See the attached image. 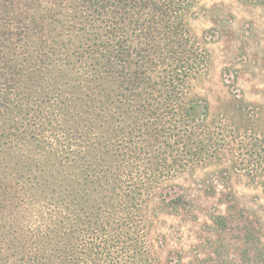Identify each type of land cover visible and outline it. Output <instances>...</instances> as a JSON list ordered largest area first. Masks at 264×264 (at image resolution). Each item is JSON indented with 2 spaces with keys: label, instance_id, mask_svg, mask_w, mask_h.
I'll list each match as a JSON object with an SVG mask.
<instances>
[{
  "label": "trees",
  "instance_id": "1",
  "mask_svg": "<svg viewBox=\"0 0 264 264\" xmlns=\"http://www.w3.org/2000/svg\"><path fill=\"white\" fill-rule=\"evenodd\" d=\"M200 1L0 0V264H186L159 253L150 203L192 213L179 181L199 172L264 186V107L195 92ZM214 196L187 264H264L262 215Z\"/></svg>",
  "mask_w": 264,
  "mask_h": 264
},
{
  "label": "rangeland",
  "instance_id": "2",
  "mask_svg": "<svg viewBox=\"0 0 264 264\" xmlns=\"http://www.w3.org/2000/svg\"><path fill=\"white\" fill-rule=\"evenodd\" d=\"M192 25L204 39L211 55L209 74L195 85V92L205 96L216 111L228 91L264 107V7L239 0H201ZM186 187L193 212L183 217L170 215L162 203H150L149 218L159 253L168 258L182 257L184 263L206 255L207 233L202 226L209 215L224 209L216 191H233L240 204L262 215L264 237V186L250 178L233 174L199 172L179 181Z\"/></svg>",
  "mask_w": 264,
  "mask_h": 264
}]
</instances>
